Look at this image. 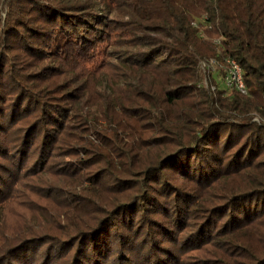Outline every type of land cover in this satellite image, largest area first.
<instances>
[{"label": "trees", "instance_id": "1", "mask_svg": "<svg viewBox=\"0 0 264 264\" xmlns=\"http://www.w3.org/2000/svg\"><path fill=\"white\" fill-rule=\"evenodd\" d=\"M0 264H264V0H0Z\"/></svg>", "mask_w": 264, "mask_h": 264}, {"label": "built area", "instance_id": "2", "mask_svg": "<svg viewBox=\"0 0 264 264\" xmlns=\"http://www.w3.org/2000/svg\"><path fill=\"white\" fill-rule=\"evenodd\" d=\"M201 67L206 69L221 68L218 61L211 59L209 61H202ZM219 82L225 89L237 91L242 94H247V87L244 81L243 71L240 65L233 59L227 61V68L224 75L220 77Z\"/></svg>", "mask_w": 264, "mask_h": 264}, {"label": "rangeland", "instance_id": "3", "mask_svg": "<svg viewBox=\"0 0 264 264\" xmlns=\"http://www.w3.org/2000/svg\"><path fill=\"white\" fill-rule=\"evenodd\" d=\"M215 40H216V39H214L213 41H214V42H218V41H215ZM206 61H207V60H206ZM257 120H258V119H257Z\"/></svg>", "mask_w": 264, "mask_h": 264}]
</instances>
